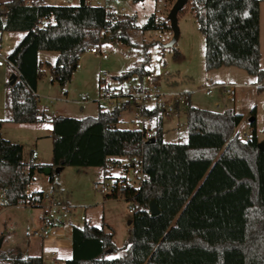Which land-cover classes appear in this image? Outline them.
<instances>
[{"label": "trees", "instance_id": "obj_1", "mask_svg": "<svg viewBox=\"0 0 264 264\" xmlns=\"http://www.w3.org/2000/svg\"><path fill=\"white\" fill-rule=\"evenodd\" d=\"M189 1L205 38L206 69L234 66L264 81L261 0ZM159 25L152 15L142 28H170L167 23ZM135 27L134 16L84 0L74 6L48 5L43 0L0 3V31L24 33L7 56L19 74L11 85L10 121L53 124L51 165H29L23 160L22 145L0 138V193H4L0 211L21 201L41 200L44 191L28 194L27 190L36 172L43 173L46 166L99 167L106 178L110 165L118 162L113 156L130 159L143 148L142 184L108 196L135 205L125 246L117 247L113 231L104 227L72 224V255L63 264H264V152L255 128L249 140L235 133L241 115L234 110L192 105L185 109L187 140L167 142L164 115L154 109L148 112L155 120L154 140L142 143L140 132L116 127L121 110L99 107L96 117L49 118L39 107L37 85L44 72L40 51L59 53L48 67L52 83L64 87L88 48L102 41L131 44L128 31ZM148 61L146 55L118 80L143 79L150 73L145 69ZM251 123L255 126V120ZM152 201L159 208L156 215L150 212ZM119 251L123 253L114 256ZM0 264L45 261L42 256L24 255L18 247L0 248Z\"/></svg>", "mask_w": 264, "mask_h": 264}, {"label": "rangeland", "instance_id": "obj_2", "mask_svg": "<svg viewBox=\"0 0 264 264\" xmlns=\"http://www.w3.org/2000/svg\"><path fill=\"white\" fill-rule=\"evenodd\" d=\"M11 0H0L6 3ZM79 0H47L48 5H78ZM97 1V0H96ZM101 3L104 0H99ZM103 1V2H102ZM177 0H106V4L114 10L123 9L127 15L134 16L137 27L130 29L128 35L131 44L124 42L102 41L97 46L102 55L85 52L80 58V67L66 86L50 81L48 64L54 65L58 59L57 51H40L39 61L43 64V75L38 81L37 93L39 107L49 118L72 117L82 119L96 117L98 104L94 101L100 89L105 86L122 85L128 87L142 81L138 76L123 80L115 77L126 74L131 68L140 65L148 56L145 69L153 75L149 85L157 84L163 93L186 92L191 95L192 105L207 110L232 109L241 115V122L235 129L240 139L243 132L256 129L259 141H264V81L244 69L234 66H223L207 70L205 66V38L198 28L191 2H187L178 16L180 36L173 47H165L173 37L168 15ZM118 12V11H117ZM155 15L156 23H167L170 28L144 30L142 27L149 18ZM23 32L0 31V59H5L23 37ZM260 66L264 69V0L260 2ZM176 53H178L176 55ZM168 73V74H167ZM11 68L0 67V138L23 146V160L37 158L34 165H47L53 161V141L51 122L19 124L11 122ZM222 85L236 86V101L231 102ZM261 86V88H259ZM213 87V94L207 96L202 90ZM82 96L88 100L82 101ZM216 102L221 104L219 109ZM139 109L132 105L122 111L116 127L131 129L135 127ZM251 119L255 120V126ZM164 139L167 142H183L187 140L188 126L185 110L180 113L164 116ZM118 159L111 169V175L104 177L99 167L65 166L60 173L53 172L52 180L44 173L36 172L29 185L30 191H54L57 196L72 207L70 219L79 226L85 222L92 226L104 227L114 233L117 247L125 246L133 213L129 212L131 202L123 197L112 198L100 194L94 188L95 182L112 184L120 177L132 178L131 172L119 167L128 163V157L113 156ZM136 186L138 183L136 182ZM86 214L87 221L81 220ZM42 216L40 207H27L21 204L6 206L0 211V240H4L1 249L6 251L20 248L26 255L40 256L44 251L42 240ZM70 219L66 220L69 221ZM65 221V222H66ZM38 229V233L34 229ZM119 251L114 256H119ZM47 263L53 255L47 254Z\"/></svg>", "mask_w": 264, "mask_h": 264}, {"label": "built area", "instance_id": "obj_3", "mask_svg": "<svg viewBox=\"0 0 264 264\" xmlns=\"http://www.w3.org/2000/svg\"><path fill=\"white\" fill-rule=\"evenodd\" d=\"M87 5H99L103 6L99 0H84ZM30 4V2H29ZM123 10L120 11L122 13ZM88 53L102 55L103 58H107L106 53H102L98 47H90L87 49ZM10 65L15 73L18 74L17 70L13 64L7 59H0V67ZM80 67V63L77 68ZM168 74V73H167ZM19 75V74H18ZM153 80L152 73H148L144 76L142 81L138 84H132L128 87L124 86H105L102 87L98 93L97 98L94 100L98 106H100L104 111H124L135 105L138 109V117L135 123V127L129 130L138 131L142 135V143L149 141L154 138L155 134V120L148 113L154 109H158L164 116H169L172 114L179 113L181 110H185L192 106L191 95L186 92H175L166 94L160 89L157 84L149 85ZM50 81L52 82V76H50ZM225 93L228 95L231 102L236 101V86L235 85H222ZM207 96L213 94V87H205L202 90ZM88 100L87 96H82V101ZM216 106L220 109L221 104L216 102ZM48 105L44 108L48 109ZM236 133V131H235ZM244 140H249L253 138L252 131L246 130L243 132ZM35 157L30 159V164H35ZM129 169L132 174V178L120 177L114 179L112 184L103 180V182H95L94 188L100 194L104 196H112L117 193L122 187H134L138 188L144 178H145V163L144 154L142 150L133 155L129 160ZM136 182L138 186H136ZM27 193L29 194L28 190ZM4 201V193H0V203ZM21 205L32 207L33 205H38V207L43 209L42 216V231L41 235L44 239H48L51 236V232L54 226L63 223L64 221L70 219L71 213L73 212L72 207L65 204L54 191L44 192L42 199H35L34 202L21 201ZM135 205L132 203L129 212L134 213ZM82 221H87L86 214L81 215ZM35 233H38V229H34ZM54 260V259H53ZM51 262V260H50ZM53 262V261H52ZM54 263V262H53Z\"/></svg>", "mask_w": 264, "mask_h": 264}, {"label": "crops", "instance_id": "obj_4", "mask_svg": "<svg viewBox=\"0 0 264 264\" xmlns=\"http://www.w3.org/2000/svg\"><path fill=\"white\" fill-rule=\"evenodd\" d=\"M80 1L81 0H79L78 2L80 3ZM43 2L45 4L48 3L47 0H43ZM106 3H107L106 0H104L102 5H108ZM121 10H123V9H119L117 11L120 12ZM123 12H125V11L123 10ZM39 54H40V52H39ZM8 66L11 68L13 74H16L18 79H19V75L17 73H15V71L13 70V68L10 65H8ZM3 67H5V66H3ZM116 80H118V79H116ZM37 89H38V85H37ZM225 109H227V108H225ZM225 109H220V110H217V111H223ZM35 160H36V163H37V158L36 157H35ZM113 160H115V159H113ZM116 161H118V159H116ZM24 162H26V161H24ZM26 163H28L29 165H34V164H30V160L28 162H26ZM49 164L51 165L52 162H50ZM116 167H114V164L110 165V167L108 169L109 172L107 174V177L111 175V172H110L111 169L116 168ZM129 167H130L129 163H123L122 166L119 167V168L128 173V172H130ZM28 192L30 193V192H33V191H30L28 189ZM72 224H75V223L71 219L69 221H66V222L64 221L63 223L57 224L56 226L53 227L52 232H51V236L48 239H44V237H42L44 251L42 252V254L40 256H42L44 258L45 264H48L47 263V257H48L47 254L53 255V258H49L51 260L50 264H63L64 260H66V259L71 257V255H72L71 225ZM3 242H4V240H3ZM24 255H26V254L24 253Z\"/></svg>", "mask_w": 264, "mask_h": 264}, {"label": "water", "instance_id": "obj_5", "mask_svg": "<svg viewBox=\"0 0 264 264\" xmlns=\"http://www.w3.org/2000/svg\"><path fill=\"white\" fill-rule=\"evenodd\" d=\"M187 2H188V0H177L169 12L168 20L170 22V26H171V29L173 31V37H172L171 41H169L167 44H165V47H173L179 39L180 28H179V24H178V21H179L178 16H179L180 11L187 4ZM115 78L118 79L119 76H117ZM17 79H18L17 75L13 74L11 77L10 84L14 85L15 82L17 81ZM253 120L254 119H251L250 121L252 122ZM153 140H154V138L150 139V141H153ZM259 147L264 152V141L259 142ZM63 168H64L63 165H60V166L55 167V168H52L50 166H46L43 170V173L47 176H50L53 172L60 173ZM150 212L152 215H156L159 213V208H158L155 201L151 202ZM129 224H132V220L129 221ZM2 242H3V239L0 240V248L2 246Z\"/></svg>", "mask_w": 264, "mask_h": 264}]
</instances>
